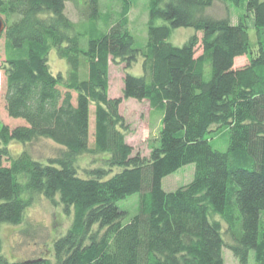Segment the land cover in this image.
<instances>
[{
  "label": "trees",
  "instance_id": "trees-1",
  "mask_svg": "<svg viewBox=\"0 0 264 264\" xmlns=\"http://www.w3.org/2000/svg\"><path fill=\"white\" fill-rule=\"evenodd\" d=\"M72 1L77 22L67 0H0L3 99L9 116L25 120L0 124V223H23L35 194L59 195L74 210L53 258L10 260L0 240V264H224L227 247L239 264L251 251L264 264V43L255 48L251 25L206 14L215 0H149L140 48L129 27L132 0ZM232 1L244 3L259 34L264 0ZM81 20L105 23L87 48ZM181 27L202 37L174 44ZM52 50L66 59V73L52 70ZM242 55L249 62L237 67ZM140 57L143 74L131 73ZM111 62L126 66L122 97L109 96ZM124 98L147 100L161 118L148 157L126 141ZM222 127L230 130L223 151L209 138ZM39 137L59 144V153L46 160L27 149L13 154L12 141ZM84 153L103 156L105 166L80 175L75 162ZM191 162L192 181L166 191L162 179ZM138 193V211L125 221L118 203Z\"/></svg>",
  "mask_w": 264,
  "mask_h": 264
},
{
  "label": "rangeland",
  "instance_id": "rangeland-1",
  "mask_svg": "<svg viewBox=\"0 0 264 264\" xmlns=\"http://www.w3.org/2000/svg\"><path fill=\"white\" fill-rule=\"evenodd\" d=\"M104 1V0H101ZM149 0H132L131 12L129 14V27L131 32L134 33L136 39V45L143 48L146 45L148 39V18H149ZM66 12L69 17L77 22L81 13L76 7L75 2L67 0ZM206 14L213 17H232L233 22L247 20L249 27V36L251 42L255 45V48L259 46L260 42L264 43V29L258 34L257 30L252 27L253 14H248L247 7L244 3L236 4L232 0H215L211 7L207 8ZM162 22V21H160ZM93 26L96 31L92 30ZM105 23L102 20L97 22V25L91 24L88 21H82L78 25L79 31L82 32L81 44L87 48L91 37H96L100 28H104ZM94 32V33H92ZM202 37L201 32H197L191 27H181L175 29V33L171 40L174 44L183 45L186 40L193 35ZM202 51V45L199 44L197 48L198 54ZM247 55L238 57L236 66L241 67L249 62ZM5 60V38L0 39V124H8L10 127H15L18 124L25 123L22 118H15L9 116L5 101L3 99V93L6 87V76L2 69V64ZM143 58L140 57L133 63L130 68V72L134 74H143ZM50 64L52 70L57 72L66 73L68 70V63L66 59L59 57L55 50L50 53ZM110 82H109V96L122 97L125 63L110 64ZM74 96L76 94L74 93ZM120 113L126 120L127 128L126 141L133 146V152L136 154L140 152L144 156H150L151 148L153 144H156L158 138L159 127L161 126V118L152 111L147 100H138L137 98H129L123 100L120 104ZM93 114L91 113V132L93 129ZM214 127V125H213ZM230 130L227 127H222L218 131H213L209 138L214 148L221 151L227 150L230 142ZM89 143L93 146V135L91 134ZM10 148L13 154H19L23 149L29 150L34 157L41 160H46L51 156H56L61 146L54 142L50 138L39 137L29 143H21L12 141ZM76 166L80 175L87 176L88 170L94 169V167L105 166L103 156L92 155L84 153L79 155L76 159ZM121 168L116 167L115 171ZM195 174V164L191 162L181 166L180 169L170 173L162 179L163 188L171 192L186 185L192 181ZM140 195L133 194L127 199L120 200L118 205L123 210L127 211L125 221H129L132 215L138 211ZM74 210L70 209L66 211L64 204L61 203L59 195L54 198L45 196L44 194H35L31 205L27 208L25 213V219L21 224L0 223V240H1V253L7 256L10 260L29 259L36 257H52L54 256L53 242L58 237L64 235L72 225ZM217 218L221 219L219 216ZM224 224V223H223ZM226 228V224H224ZM226 241H231V238L226 235ZM248 264H255V255L253 251L249 253ZM225 257L224 264H239V259L234 256L229 247L223 251Z\"/></svg>",
  "mask_w": 264,
  "mask_h": 264
},
{
  "label": "water",
  "instance_id": "water-1",
  "mask_svg": "<svg viewBox=\"0 0 264 264\" xmlns=\"http://www.w3.org/2000/svg\"><path fill=\"white\" fill-rule=\"evenodd\" d=\"M6 29V22L2 16H0V39L2 38L3 33Z\"/></svg>",
  "mask_w": 264,
  "mask_h": 264
}]
</instances>
